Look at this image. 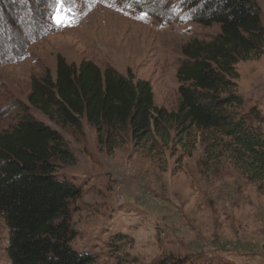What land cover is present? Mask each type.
I'll return each instance as SVG.
<instances>
[{
	"label": "rangeland",
	"instance_id": "obj_1",
	"mask_svg": "<svg viewBox=\"0 0 264 264\" xmlns=\"http://www.w3.org/2000/svg\"><path fill=\"white\" fill-rule=\"evenodd\" d=\"M134 1L64 0L61 9L58 0H0V132L28 112L62 134L69 153L55 160L57 175L82 189L72 246L92 264H264V180L251 179L248 156L228 137L176 121L168 140L154 129L137 140L127 129L98 132L86 117L57 124L28 101L33 79L55 78L62 55L147 80L155 104L177 111L182 47L211 40L220 25L194 22V0ZM237 69L238 113L264 131V52ZM8 240L0 214V264H11Z\"/></svg>",
	"mask_w": 264,
	"mask_h": 264
},
{
	"label": "trees",
	"instance_id": "obj_2",
	"mask_svg": "<svg viewBox=\"0 0 264 264\" xmlns=\"http://www.w3.org/2000/svg\"><path fill=\"white\" fill-rule=\"evenodd\" d=\"M133 2V0H132ZM138 1H134V4ZM192 20L220 25L211 40L195 38L182 47L177 70L179 105L168 112L154 102L149 81L91 60L69 63L58 55L56 77L49 70L33 79L29 103L50 121L80 127L81 117L102 132L127 129L137 140L158 131L164 140L168 123L189 122L215 129L248 156L246 169L264 180V131L248 124L238 108L237 64L264 52V22L256 0H194ZM62 134L24 112L9 131L0 132V214L9 228L11 264H92L95 257L72 246L71 205L82 189L57 175L55 160L68 156ZM156 264H202L164 258ZM212 264V263H210Z\"/></svg>",
	"mask_w": 264,
	"mask_h": 264
},
{
	"label": "snow or ice",
	"instance_id": "obj_3",
	"mask_svg": "<svg viewBox=\"0 0 264 264\" xmlns=\"http://www.w3.org/2000/svg\"><path fill=\"white\" fill-rule=\"evenodd\" d=\"M58 2L60 3L61 9H62L63 8V5H64V0H58ZM145 17H146V14H145V16H142L140 18H145ZM57 21L60 22L58 17H57Z\"/></svg>",
	"mask_w": 264,
	"mask_h": 264
}]
</instances>
